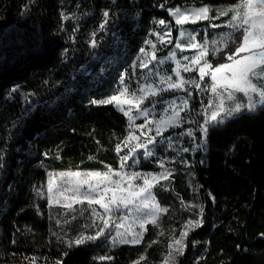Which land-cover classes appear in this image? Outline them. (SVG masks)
Here are the masks:
<instances>
[{"label":"trees","instance_id":"trees-1","mask_svg":"<svg viewBox=\"0 0 264 264\" xmlns=\"http://www.w3.org/2000/svg\"><path fill=\"white\" fill-rule=\"evenodd\" d=\"M238 1L0 0V264L162 261L176 217L165 216L160 236L149 227L138 245L101 236L69 248L77 226L60 224L61 211L37 190L50 170L118 166L128 118L113 103L92 101L139 79L135 64L157 21L173 27L161 54L171 50L177 29L169 9ZM205 139V157L198 152L193 163L203 222L187 234L176 264H264V106L210 128ZM141 167L157 169L146 160ZM155 193L162 204L187 199L178 180L160 182Z\"/></svg>","mask_w":264,"mask_h":264},{"label":"rangeland","instance_id":"rangeland-1","mask_svg":"<svg viewBox=\"0 0 264 264\" xmlns=\"http://www.w3.org/2000/svg\"><path fill=\"white\" fill-rule=\"evenodd\" d=\"M239 2L240 1L234 4L224 5L175 6L171 8H179L183 11L186 9L191 10L207 7L209 9V19L197 20L194 24L186 23L184 25H178L176 24L175 18L170 16L176 25L177 38L174 46L167 54H161V52L165 46L167 47V45L170 44L167 43V41L169 39L172 41L173 27L166 23L168 27L165 28L163 25L159 24V21L156 22V27L151 32V37L146 40L142 48L144 51H140V55L135 64L140 71L139 79H136L137 81L132 82V84L122 81L119 90L113 94L116 95L127 89V95L122 97V99L135 102L136 99L144 95V93L140 91L142 87L147 88V86L151 85L152 88L157 91L155 96L148 95V98L144 99L143 103L139 104V107H136L134 103H124L120 106H117L115 102L113 103L119 110H121L122 107L124 109L122 112H129V115H127L128 133L126 138L130 133L139 137L138 140L130 141L128 147H125L124 143L121 144V157L127 155L128 159L126 161L121 159L116 168L106 166L102 169L50 170L48 172L45 182L41 183L38 187V196L46 199L50 206L56 207L61 211L62 216L60 222L63 220V223L60 224L68 227L72 225L77 226L78 232L73 237L77 238L80 234L84 236H94L100 228L104 227V221L107 220L109 221V225L105 228L104 235L102 236H106L109 244L121 243L138 245L144 240L149 227L157 230L156 237L160 236L164 231L163 220L165 216H174L176 217L175 221L169 226V243L165 247L163 259L159 263L166 264L170 251L169 245L171 244L173 247H176L175 241L181 238V232L187 231L189 233L191 231L188 230L192 227L191 225H189L188 228L185 227L187 221L201 219L203 204L199 197L198 187L194 181L196 174L193 167L195 160L194 155L199 152L202 158L205 157V137L208 132L204 133L201 126L206 124L211 112L216 109L219 100L212 92L213 81L211 76L206 75L204 79H200L199 68L202 66V63L201 65H192L188 60L184 59V57L196 55L199 50L186 46L189 43L187 33H191L195 36V40L192 41L193 43L202 45L207 41V47L210 53L215 47H221L224 49V53H227L231 45H234V48L231 49V51L234 52L238 44L242 43L243 33L234 32L231 28L227 27L232 13L224 16L220 15L217 10L234 7ZM240 11L243 13L244 9H240ZM193 25L197 26L194 27ZM213 25L218 26L213 27ZM182 31L186 34L184 39H180ZM169 32V35H165V33ZM228 33L232 34V39L227 42L229 45L228 47H224L223 42L216 45L212 43L213 41H220L221 36ZM157 34L165 36L164 43H161ZM178 40L181 44L185 45L183 50L176 47ZM153 55L155 59L152 58ZM220 55L224 56L225 59H222V61L218 63L212 61V58L218 55H209L208 59H210L213 66L220 63H230L223 53ZM240 55H248V53H241ZM177 62L180 65L178 69L180 77H182L186 83H184L182 88L165 91L164 89H168L169 81L162 82L163 78L171 77V83H175L178 79L173 71V69H177ZM144 64L147 66H143ZM184 65H188V67L193 70L185 71ZM197 84L199 87L196 86ZM219 91L222 92L223 90L220 89ZM133 94L135 95L133 96ZM161 96L163 97L160 98ZM195 96L198 99V105L192 107L191 101L196 99ZM235 96L236 103H248V97H245L243 93L238 92ZM252 99L258 104L255 111L264 106V104L259 103L258 96L253 95ZM184 101H187L186 107H184ZM224 102L226 106L233 105V101L225 99ZM173 106H175L178 111L181 108H183V110L179 111V117L175 121L176 126H167L166 130L171 127H179L180 131L167 137H161L166 130L162 131L161 135H156L157 123L161 120H167V118L172 115ZM246 112L248 113L249 111L245 109L235 117ZM235 117H225L223 123L215 126L209 125L208 127L209 129L212 127H220L228 120ZM140 125H143V127H139ZM189 131H191V135H188ZM149 138H154V143L147 145L148 150L151 151L153 155L145 156L144 148H139L135 153L130 154L131 147H135L138 143H146ZM184 149H188V151H184ZM145 160L150 161L157 169L142 168L141 164ZM109 170H111L110 174L112 181H121V187L123 188H128L129 183H131L134 189L137 186H143L144 178H149L150 180L152 177L159 178L161 174L165 172L170 173V175L167 179L152 181L153 187L150 189L151 195L147 200L148 207H143L141 201L137 199L134 203L129 204L127 208L123 206H113L111 212L105 213V210L99 204H89L85 197L98 198V193L102 191L104 187H114L115 185L107 181H101L96 177L87 176L86 174L90 172L105 173L109 172ZM74 173H80V175H73ZM115 173H119L120 175H115ZM134 173L139 174V176L129 181L128 177L132 176ZM171 179L173 181L178 180L180 184H183L187 194V199H185L183 194H179L180 196L174 200L175 203H177L176 207H174L173 198L168 196L166 199L167 204H162L155 193V187L160 182L166 180L168 182ZM50 182L52 187L51 193L49 192ZM94 188L96 189L95 191L93 190ZM175 188L176 186H173V190H175ZM162 191H167V189L163 188ZM111 195L112 193L109 192L104 202H110ZM69 204H71V208L67 207ZM157 204L159 205V209H163V211L153 208V205ZM153 219H155L154 223L152 222ZM142 224L143 227H141ZM70 231V228H68L67 232ZM134 238L138 239L139 243H131ZM186 238L187 236L183 239V249ZM125 240L129 242H123ZM87 242L89 241L85 243ZM178 256L179 255L176 256V259ZM167 264H172V262L167 260Z\"/></svg>","mask_w":264,"mask_h":264},{"label":"snow or ice","instance_id":"snow-or-ice-1","mask_svg":"<svg viewBox=\"0 0 264 264\" xmlns=\"http://www.w3.org/2000/svg\"><path fill=\"white\" fill-rule=\"evenodd\" d=\"M163 7V5H162ZM240 9H244L243 13H241ZM220 15L227 16L229 13H232L230 20L228 21L227 27L231 28L234 32H242L243 40L242 43L238 44L235 51L229 50L227 53H224V49L221 47H215L211 53L207 47V41L204 44L198 45L193 43L195 40V36L191 33H187V39L189 43L186 45L189 48L199 49L197 54L192 57H184L185 60H188L192 65H201L199 68L200 79H204L206 75H210L213 81L212 92L217 96L219 103L216 105V109L213 110L210 114V117L206 121L205 125L201 126V129L204 133L209 131V125L215 126L224 122V118H232L236 115L240 114L243 110H247L249 112H253L257 109L258 104L252 99V96L259 97V103L264 104V0H240V2L234 6L229 7L223 10H217ZM209 9L207 7H201L198 9L191 10H181L177 9H169V15L175 18L176 24L184 25L186 23H196L197 20H208ZM109 13L105 12L104 16L108 17ZM218 18V17H217ZM160 25H163L165 28L168 27L164 20L159 21ZM104 24H101V28H104ZM218 25H213V27H217ZM169 33H165V35H169ZM158 35V39L161 43L165 42V36ZM185 32H181L180 39L185 38ZM232 39V34H223L220 38V41H213L214 45L223 42L224 47H228V41ZM172 41L169 39L167 43H171ZM93 46H95V41L92 42ZM154 47V46H153ZM176 47L181 50L184 49L185 45L181 44L179 40L176 43ZM258 50V51H257ZM143 52L144 50L141 49ZM223 53L227 60L230 63H220L216 66H213L208 59L209 55L216 56ZM241 53H248V55H240ZM174 55V54H173ZM155 59V56L152 57ZM143 66H147L144 64ZM180 65L177 62V69H173L175 75L178 77L175 83H171V77H165L162 79V82L169 81L168 89H164L165 91L169 89L182 88L186 81L180 77V72L178 71ZM185 71H192L193 69L188 67V65H184ZM207 70V71H206ZM199 87V85H196ZM222 89L223 91H219ZM141 93H144L141 97L134 101L122 99L127 95V89L121 91L120 93L113 95L104 100L96 101L93 100V104H112L115 102L117 106H120L124 103L135 104L136 107H139L140 103H143L144 99L148 98V95L155 96L157 91L152 88L151 85L147 86V88H141ZM243 93L245 97H248V103H236V93ZM226 94V95H225ZM135 94H133L134 96ZM225 99L228 101H233L232 106L225 105ZM184 107L187 106V101L183 102ZM181 108L179 111H182ZM121 111L124 109L121 107ZM179 111L173 106L172 115L167 118V120H161L157 123L156 135H161L162 131L166 130L167 126H176L175 121L179 117ZM124 114L129 115L128 111H125ZM139 127H143L140 125ZM191 131L188 132V135H191ZM139 137L132 135L131 133L123 142L125 147L129 146V142L132 140H138ZM154 143V138H149L146 143H138L135 147L130 148V154L135 153L137 149L144 148V155L151 156L153 153L148 150L147 145ZM117 152L121 151L120 144L116 146ZM184 151H188V149H184ZM122 160H127L128 156L125 155L121 157ZM163 166V165H161ZM111 170L109 172L100 173V172H90L87 173V176L99 178L101 181H107L114 187H104L102 191L98 193V198L96 197H88L85 199L88 200L89 204L96 203L99 204L104 210L105 213H109L112 211V207H120L123 206L125 208L128 207L129 204L134 203L137 199L141 201L143 207H148L147 200L151 195L150 189L153 187L152 181H158V179H167L170 173L165 172L161 174L159 178L152 177L151 180L149 178H144L143 186H137L135 189L132 184L129 183L128 188L121 187V181H112L111 180ZM73 175L79 176L80 173H74ZM115 175H120L119 173H115ZM139 174H132V176L128 177V180L131 181L134 178H137ZM96 190L95 188L93 189ZM49 192H52L51 182L49 183ZM111 192V200L110 202H104L107 194ZM126 193V195H125ZM67 207L71 208V204L67 205ZM154 209H158L163 211V209H159V205H153ZM139 210V208H138ZM155 222V219L152 221ZM202 219H195L187 221L185 227L188 228L189 225L192 227L188 230H192L196 227H199L202 224ZM109 225V221H104V227L100 228L96 235L94 236H84L80 234L77 238L70 241L68 247L71 248L73 245L79 246L84 244L86 241H95L98 237L104 235L105 228ZM143 227V224L141 225ZM188 234L187 231L181 232V238L175 241L176 247L173 245H169V256L167 260H170L172 264H175L176 256L183 255V239ZM128 243L129 241H123ZM131 243H139L138 239H133ZM67 255V252L64 253ZM141 257L140 259H143ZM100 259H106L105 257H101ZM107 259H111L107 257ZM166 260V264H167ZM57 264H60V261H57Z\"/></svg>","mask_w":264,"mask_h":264}]
</instances>
